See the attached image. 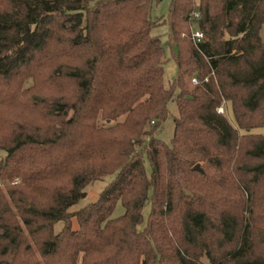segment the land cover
Listing matches in <instances>:
<instances>
[{
	"label": "trees",
	"instance_id": "1",
	"mask_svg": "<svg viewBox=\"0 0 264 264\" xmlns=\"http://www.w3.org/2000/svg\"><path fill=\"white\" fill-rule=\"evenodd\" d=\"M156 1L0 0V264H264V0Z\"/></svg>",
	"mask_w": 264,
	"mask_h": 264
},
{
	"label": "rangeland",
	"instance_id": "2",
	"mask_svg": "<svg viewBox=\"0 0 264 264\" xmlns=\"http://www.w3.org/2000/svg\"><path fill=\"white\" fill-rule=\"evenodd\" d=\"M170 5H171V0H158V1H156L154 3V5L152 6L151 19L153 21H158L161 18L168 17V15L170 13L169 12ZM161 27L162 28L155 31V35L160 36L161 43L163 44V47L166 50V56L168 58V61L165 63V66H164V74H165V84H166V86H168L178 76L177 64H176L175 59L172 56V54H177V50H175V49L172 50V48L170 47V45L167 41L166 34L168 32V28L166 26H161ZM182 37L185 38V35H183ZM34 86H35L34 80L29 79V80L25 81V83L23 84L22 91L23 90H30ZM15 104H16V102H14L13 100H10V101H8L6 106L9 108H12L13 106H15ZM168 105H169L168 117L165 120L164 124H162L161 127L156 131V133L154 134V137H156V139H158L159 141H161L164 144L166 143L167 145H171L173 142V139H174L173 135H174L175 127H176L175 119L179 117V110H178V105H176L175 102H170ZM225 105H226V112H225L224 116L226 117V119H229L230 123L236 129H238V126L235 122V119H233L231 104L229 102H226ZM245 133L246 132H244V131H240L241 135H243ZM250 134H258V135L264 134V127L255 129L252 132H250ZM6 159H7V153L4 150H0V165L3 162H5ZM146 168H148V170L150 172L151 168H149L148 162L146 163ZM111 181H112V178L109 177V178L104 179L103 182H98L95 185L88 187V189L85 190L83 193V194H86V198L83 199L81 201V203L75 209L79 210V209L87 206L89 203L95 202L97 200V198L99 197L100 193L102 191H104L107 184L110 183ZM14 183L15 184L18 183V180H15ZM0 189L2 190L4 195H6L8 193V189H9L5 186L1 177H0ZM150 206H151V204H150V202H148L144 211H143V215H145L146 218L148 217V213L150 211ZM123 212H124V209L120 205L116 211V215H121V214H123ZM62 227H63V224L59 223L58 226H56V233H58L62 229ZM74 229H78V225H77V222L75 219H74ZM1 233H2V231L0 230V234Z\"/></svg>",
	"mask_w": 264,
	"mask_h": 264
},
{
	"label": "built area",
	"instance_id": "3",
	"mask_svg": "<svg viewBox=\"0 0 264 264\" xmlns=\"http://www.w3.org/2000/svg\"><path fill=\"white\" fill-rule=\"evenodd\" d=\"M195 18H198V14H195L194 15ZM203 39V35L200 31H197V30H193L192 32V41L195 42V44H198L201 42V40ZM193 83H198V80L197 79H194L193 80ZM219 114L221 115H225V112H226V106H222L221 108L218 109L217 111Z\"/></svg>",
	"mask_w": 264,
	"mask_h": 264
},
{
	"label": "water",
	"instance_id": "4",
	"mask_svg": "<svg viewBox=\"0 0 264 264\" xmlns=\"http://www.w3.org/2000/svg\"><path fill=\"white\" fill-rule=\"evenodd\" d=\"M196 170H200V167L198 165H197ZM85 198H86V194H83V199H85Z\"/></svg>",
	"mask_w": 264,
	"mask_h": 264
},
{
	"label": "crops",
	"instance_id": "5",
	"mask_svg": "<svg viewBox=\"0 0 264 264\" xmlns=\"http://www.w3.org/2000/svg\"><path fill=\"white\" fill-rule=\"evenodd\" d=\"M264 135V134H263Z\"/></svg>",
	"mask_w": 264,
	"mask_h": 264
}]
</instances>
